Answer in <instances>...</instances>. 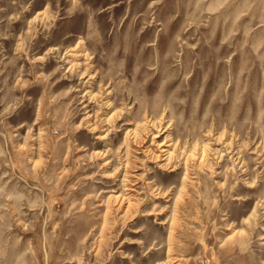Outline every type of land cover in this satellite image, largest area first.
Here are the masks:
<instances>
[{"label":"rangeland","instance_id":"rangeland-1","mask_svg":"<svg viewBox=\"0 0 264 264\" xmlns=\"http://www.w3.org/2000/svg\"><path fill=\"white\" fill-rule=\"evenodd\" d=\"M0 264H264V0H0Z\"/></svg>","mask_w":264,"mask_h":264},{"label":"bare ground","instance_id":"bare-ground-1","mask_svg":"<svg viewBox=\"0 0 264 264\" xmlns=\"http://www.w3.org/2000/svg\"><path fill=\"white\" fill-rule=\"evenodd\" d=\"M139 129H140V131H141V128H140V127H139ZM137 131L139 132L138 129H136L135 131H133V134H135V135L138 134ZM128 133H129V132H128ZM128 133H127V134H128ZM140 133H141V132H140ZM130 135H131V132H130ZM138 135H139V134H138ZM140 135H141V134H140ZM136 138H137V137H136ZM171 145H172V144H170L169 146H171ZM172 153H173V152H171V153L169 154V156H171Z\"/></svg>","mask_w":264,"mask_h":264}]
</instances>
